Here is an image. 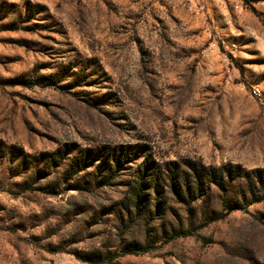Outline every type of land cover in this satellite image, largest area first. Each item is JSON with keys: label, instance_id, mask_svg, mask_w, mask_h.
<instances>
[{"label": "rangeland", "instance_id": "obj_1", "mask_svg": "<svg viewBox=\"0 0 264 264\" xmlns=\"http://www.w3.org/2000/svg\"><path fill=\"white\" fill-rule=\"evenodd\" d=\"M0 264H264V0H0Z\"/></svg>", "mask_w": 264, "mask_h": 264}, {"label": "trees", "instance_id": "obj_2", "mask_svg": "<svg viewBox=\"0 0 264 264\" xmlns=\"http://www.w3.org/2000/svg\"><path fill=\"white\" fill-rule=\"evenodd\" d=\"M245 1V0H244ZM134 249H129V250H127V252L126 253H129V254H131V253H134Z\"/></svg>", "mask_w": 264, "mask_h": 264}]
</instances>
